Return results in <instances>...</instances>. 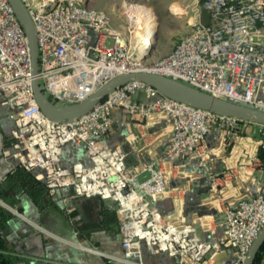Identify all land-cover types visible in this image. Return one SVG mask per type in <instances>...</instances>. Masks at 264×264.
<instances>
[{"label": "built area", "instance_id": "2783aa9c", "mask_svg": "<svg viewBox=\"0 0 264 264\" xmlns=\"http://www.w3.org/2000/svg\"><path fill=\"white\" fill-rule=\"evenodd\" d=\"M21 1L36 30L37 78L45 95L56 104L83 101L118 75L146 72L264 112V0H196L188 32L167 54L152 60L146 57L150 46L138 39L129 18L125 28L119 29L106 10L88 6L84 0ZM32 77L26 34L10 3L0 0V104L8 108L12 121L11 139L3 155L35 171L49 195L67 188L74 197L97 196L116 203L121 254L79 244L81 249L117 264H147L145 250L174 257L178 264H243L264 227V182L256 181L252 193L225 205L221 233L214 240H205L194 223L156 206L158 199L171 192L173 171L158 161L130 167L121 145H110L105 139L116 107L129 114H158L169 127L167 162L177 169L195 162L215 186L217 155L208 148L206 137L212 134L224 148L245 153L240 146L243 120L130 81L86 113L55 121L40 111ZM137 92L143 93L144 101L133 99ZM259 131L261 136L250 156L261 165L257 151H264V125ZM67 145L83 149L85 159L64 162ZM143 172L148 176L140 180ZM221 251L225 254L218 257Z\"/></svg>", "mask_w": 264, "mask_h": 264}, {"label": "crops", "instance_id": "0c3cea01", "mask_svg": "<svg viewBox=\"0 0 264 264\" xmlns=\"http://www.w3.org/2000/svg\"><path fill=\"white\" fill-rule=\"evenodd\" d=\"M190 19L191 17L189 21ZM188 30L189 28L186 33ZM133 99L144 101L145 97L142 92H137ZM8 113V108L0 104V188L16 164L13 159L3 155V149L9 145L11 139L12 121ZM112 118L106 141L110 145H121L126 155L125 162L130 167L139 168L158 161L167 171H173L171 192L158 199L156 206L164 213L181 215L187 222L194 223L202 239H216L222 231L221 221L225 205L252 193L256 181L264 182L262 163L258 165L257 162H252L250 156L258 139L249 146L241 143L240 146L246 151L244 153L224 148L212 134L206 137L208 148L217 155L215 170L219 176L216 185L212 186L209 178L199 172L195 162L178 169L167 162L164 153L169 127L160 115L129 114L116 107L112 111ZM241 126L252 133L260 129L259 124L248 121H244ZM63 157L65 161L84 160L85 153L81 148L67 145ZM146 173H140L139 177H145ZM19 188L17 187V193L10 194L15 203L14 207L0 199V204L14 215L8 229L3 233V238L11 249L8 253L13 255L15 264H117L102 254L81 249L79 246L81 244L104 253L121 254L118 220L115 223L108 219L103 221L102 216L108 218L111 214L113 201H101L99 197L97 202L104 205V209L99 211L97 203L90 201L92 209L88 211L80 206L86 200L72 198L71 190L65 188L56 196L49 195L54 203L40 208ZM220 202L224 203L223 209L219 207ZM78 205L79 213L74 217L70 216L69 212ZM77 219H80V226L89 228L86 240L88 242L78 240L73 227V222ZM224 254L221 251L217 256L223 257ZM144 259L147 264H178L174 257L163 253L151 255L146 250ZM260 264H264V253Z\"/></svg>", "mask_w": 264, "mask_h": 264}, {"label": "water", "instance_id": "95a60500", "mask_svg": "<svg viewBox=\"0 0 264 264\" xmlns=\"http://www.w3.org/2000/svg\"><path fill=\"white\" fill-rule=\"evenodd\" d=\"M12 6L14 13L21 24L29 45L32 72V90L35 101L40 111L48 118L55 121L72 120L100 102L109 92L130 81H138L154 87L160 94L186 104L210 110L221 115L234 116L240 120L264 125V112L254 109L244 104H237L225 99L216 97L184 82L173 78L146 72H136L118 75L96 89L83 101L72 104H56L47 97L40 86L37 78L38 72V46L36 40V30L31 17L21 0H7ZM156 36V35H155ZM149 49L147 55L150 53ZM146 55V57H147ZM208 136V135H207ZM121 242V239H120ZM264 242V227L255 237L248 250L243 264H253L257 252ZM235 260L230 259L228 263Z\"/></svg>", "mask_w": 264, "mask_h": 264}, {"label": "rangeland", "instance_id": "374dc122", "mask_svg": "<svg viewBox=\"0 0 264 264\" xmlns=\"http://www.w3.org/2000/svg\"><path fill=\"white\" fill-rule=\"evenodd\" d=\"M195 1L196 0H84V3L94 8L106 10L110 15L112 25L119 29L125 28L128 17L132 19L128 14V6L140 10L145 21L148 22L150 28L156 33L151 51L147 55L148 60H152L168 53L178 39L186 33V30L189 28V18L193 15L194 9H197ZM138 35H140L139 31H137V37L139 38ZM108 42L111 44L110 39H108ZM240 132H244L240 144L243 143L248 146L253 144V141L259 139L261 136L259 130L252 133L248 129H242ZM253 166L254 165H252V167ZM146 176H148L147 173L145 177ZM229 176L233 178L231 174ZM145 177H139V179L141 180ZM219 207L223 209L224 203L220 202Z\"/></svg>", "mask_w": 264, "mask_h": 264}, {"label": "trees", "instance_id": "16d2710c", "mask_svg": "<svg viewBox=\"0 0 264 264\" xmlns=\"http://www.w3.org/2000/svg\"><path fill=\"white\" fill-rule=\"evenodd\" d=\"M240 133L244 134V132H240ZM257 156L260 159L262 166L264 167V151L259 148L257 151ZM63 161L68 162L65 161L64 157H63ZM35 174H36L35 171L27 170L24 166L16 162L13 172L9 176H7L5 181L2 183V186L0 188V199L3 200L5 203L9 204L10 206L14 207L15 203L13 197H11L10 194L17 193V187H20L19 190L24 191L31 198V200L40 208H46L47 205L54 203L50 200V196L48 194L45 182L43 180L37 179L35 177ZM6 189L7 191H5ZM60 190L56 192L55 196L58 194ZM8 192L10 193L8 194ZM71 194L72 192L70 193V196L74 199L84 198L86 200L80 204L81 208L83 209H86L88 211L89 209H92V204L90 203H97L96 205L98 206L99 211H102L104 209V205H101L100 202H97L98 201L97 199H100L97 196H95L96 197L95 199V197H80V196L74 197ZM100 200L102 201V198ZM112 203L113 204H112L111 214L108 216V218L104 217V215L102 216H103V221L105 219H108L109 221L115 223L117 221L116 203L114 201ZM78 213H79V205L78 207H75L73 210L69 212L70 216L72 217L76 216ZM13 217L14 215H12V213L7 208H5L3 205L0 204V264H15L13 255L8 253L11 251V249L7 246L3 238V233L8 229L10 220L13 219ZM79 221L80 219L75 220L73 222V227L76 231L78 240L86 241L88 237L87 233H89V228L80 226ZM118 232H119V237L121 239L120 230ZM263 253H264V242L261 245L259 251L257 252L253 264H260V260L263 256Z\"/></svg>", "mask_w": 264, "mask_h": 264}, {"label": "bare ground", "instance_id": "6f19581e", "mask_svg": "<svg viewBox=\"0 0 264 264\" xmlns=\"http://www.w3.org/2000/svg\"><path fill=\"white\" fill-rule=\"evenodd\" d=\"M127 10H128V14L132 19H130L129 17L128 18L136 26V29L137 27L138 29H142V30L137 29V31H139L140 33V35H138L139 36L138 39L143 41L146 45L152 47L154 43L153 37L156 33L150 28L148 22L145 21V18H143V16L141 15L140 10H136L135 8L129 6L127 7ZM137 31H136V36H137ZM150 32L153 34L152 38L151 36L150 38L148 36Z\"/></svg>", "mask_w": 264, "mask_h": 264}]
</instances>
